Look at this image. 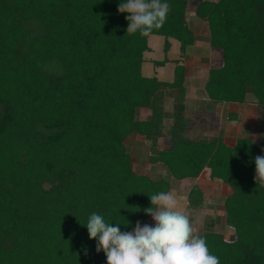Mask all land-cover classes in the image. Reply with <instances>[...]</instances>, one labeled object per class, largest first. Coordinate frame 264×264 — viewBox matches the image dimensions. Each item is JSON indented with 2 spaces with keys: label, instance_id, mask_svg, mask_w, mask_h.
I'll list each match as a JSON object with an SVG mask.
<instances>
[{
  "label": "trees",
  "instance_id": "16d2710c",
  "mask_svg": "<svg viewBox=\"0 0 264 264\" xmlns=\"http://www.w3.org/2000/svg\"><path fill=\"white\" fill-rule=\"evenodd\" d=\"M190 1L162 0L171 5L166 22L143 37L127 35L121 0H0V264H107L86 227L93 212L130 232L150 218L151 195L206 168L232 190L224 209L235 240L209 218L198 236L220 264H264V185L254 180L264 139L187 137L186 66L177 62L173 82L142 73L151 36L166 39V52L170 38L182 54L194 45ZM195 14L222 52L208 98L245 104L251 95L264 113V0H203ZM141 110L150 116L139 119ZM134 132L150 140V163L166 177L133 170L125 141ZM159 137L168 150L156 148ZM203 198L193 187L188 201L200 209Z\"/></svg>",
  "mask_w": 264,
  "mask_h": 264
},
{
  "label": "clouds",
  "instance_id": "9594fccd",
  "mask_svg": "<svg viewBox=\"0 0 264 264\" xmlns=\"http://www.w3.org/2000/svg\"><path fill=\"white\" fill-rule=\"evenodd\" d=\"M171 5L162 0H121L118 12L127 13V35L149 36L166 22ZM264 152V149L261 150ZM254 180L264 185V155L255 157ZM152 207L144 209L155 224L140 221L132 231L122 232L120 224L108 223L93 212L86 224L89 237L97 241L96 252H104L107 264H220L212 255L206 240L194 235L187 215L178 209L171 192H159L150 197Z\"/></svg>",
  "mask_w": 264,
  "mask_h": 264
},
{
  "label": "rangeland",
  "instance_id": "374dc122",
  "mask_svg": "<svg viewBox=\"0 0 264 264\" xmlns=\"http://www.w3.org/2000/svg\"><path fill=\"white\" fill-rule=\"evenodd\" d=\"M203 0H191L189 2L188 8H187V15L186 19L189 23L192 24V27H194V21L197 19L195 10L198 6V4ZM209 28V27H208ZM198 32L201 33L200 35L198 32H196V37L200 39V43L206 44L209 47L210 46V31L204 29V26L199 27ZM192 30V29H191ZM193 31V30H192ZM209 32V35L207 38H205V34ZM165 42L166 39L161 36H151L150 37V44L153 48L151 53L145 54L146 62L143 65V75L145 77H153L152 72L154 70V64L150 60H163L166 58V51H165ZM173 47L171 52L169 53V56L172 59H178L180 55V43L176 40L172 41ZM202 46V45H201ZM199 47V44H198ZM203 47V46H202ZM198 49L193 47L191 51L189 52L188 56H186V62L188 64L189 68V81L187 82V85L191 89L194 84L192 83L194 70L203 71V67H201L200 57L203 56V51L199 52ZM203 49V48H201ZM220 51V50H219ZM217 53H222L221 51H215ZM206 53V52H205ZM222 58V55H221ZM223 60V59H222ZM205 62V63H204ZM205 64L204 67L208 63L206 61H203ZM200 66V67H198ZM220 67L215 64V67ZM196 68V69H195ZM204 68V69H205ZM168 72L166 77H163L164 80L171 81L172 76L174 74V65L170 64L167 66ZM212 69V68H211ZM210 69V70H211ZM207 70V69H206ZM205 70V71H206ZM152 71V72H151ZM207 74V71H206ZM186 84V83H185ZM186 87V86H185ZM177 92H174L172 94V97L170 99H167L165 102V107L169 112H172L173 110V97L176 96ZM187 97V94H186ZM200 104H203V106L199 107L200 111L197 115L195 112L196 106L193 107V104L189 105V108L187 112L185 111V117L188 122V130H187V137L189 138H199V136H204V138H213L216 137L222 130L224 132V135L226 137L225 133V126H218L212 128V120L215 118V112L213 115L211 114V107H209L210 104L199 102ZM246 104L253 105L254 103V97L248 96ZM206 105V106H204ZM256 105V104H255ZM242 106H236L232 112L239 115L240 117L244 115L242 113V110L240 109ZM261 110V109H260ZM213 112V110H212ZM151 112L149 110H141L139 114V119H146L150 116ZM241 114V115H240ZM247 118L245 121L242 122L236 129L233 130L231 136H230V143L233 144L235 141L238 140V138H250L254 141H261L264 139V113L260 112V117L257 119L256 115L252 116V112L249 111V114L247 113ZM226 116H224V120ZM228 121V120H227ZM173 120L167 119L165 122V134L168 133L169 129L172 127ZM231 124V123H230ZM237 125V124H235ZM235 127V126H234ZM248 132V133H246ZM167 135V134H166ZM221 135V134H220ZM245 136V137H244ZM229 137V135H228ZM203 138V139H204ZM150 140L145 139L144 136L138 134L137 132H134L129 136V138L125 141V144L129 150V153L132 157V163H133V170L139 174V175H145L148 177H151L152 179L158 180L160 178H164L167 175V171L165 167L162 164H151L150 163V157L152 156L151 147H150ZM154 142L153 140H151ZM156 148L159 151H166L168 150V145L166 142V137H159L156 142ZM202 176V177H201ZM200 181H197L195 179H188V180H176V179H170L171 184V190L170 192L176 197L178 201V209L181 210L185 215L188 216L192 227L194 229V235H200L205 228V223L207 221V218L212 219L215 224V231L219 234H222L227 241H234L235 240V233L232 228L227 226L226 223V212L224 209L225 201L227 197L232 193L231 188L224 184L220 180H213L211 178V171H208L207 173H204L201 175ZM194 180V181H193ZM193 187H199L201 191L203 192L204 200L202 203V208L195 209L190 206L188 201L189 192ZM144 224H151L154 225L155 221L150 217L148 218Z\"/></svg>",
  "mask_w": 264,
  "mask_h": 264
},
{
  "label": "crops",
  "instance_id": "0c3cea01",
  "mask_svg": "<svg viewBox=\"0 0 264 264\" xmlns=\"http://www.w3.org/2000/svg\"><path fill=\"white\" fill-rule=\"evenodd\" d=\"M189 26L193 30L194 34H195V43H194V45L191 46L190 48H188L185 54H182V52H181V44H180V55H179V58L178 59H172L169 56V53L171 52L172 47H173L172 41L175 40V39H171L170 38L169 42H170L171 46H170V50L166 53V58H165V59H168V62L165 64V66H157V65L154 64V62H156L158 60H150L154 64V70H153V72L151 71L153 77L150 76L149 78H154L155 77V78H157L160 81L173 82L174 81V77H175V67L177 65V62L180 61L187 68L186 84H185V86L187 88V97H186V101H185L186 112H187L188 109H190L189 108L190 104H193V107L196 106L195 112L197 113V115L200 114L199 113V111H200L199 107L203 106V104H200L199 102L208 103V104H210L209 107L213 106L210 109L211 110V114L210 115H213L214 112H215V118H214V120H212V122H213V124H212L213 127L212 128L214 129V127L225 126L226 127L225 133L227 134L226 137L224 135V132H222L223 129L219 131L220 133L217 136H219L220 134L223 135L226 144L229 145V146H234L237 141H235L233 144L230 143V136H231L233 130L236 129L242 122H247V121H245V119L247 118V116H248L247 113L249 114V111L252 112V116L256 115L257 119L260 117L259 113L262 112V111L255 104L248 105L246 103L245 104H233V103H226L225 102V103L219 105V104H216V103L212 102L208 98V96L206 94L205 87H206V84H207V81H208L209 72H210L211 68L215 67V64L218 65V66L222 65V58H221L222 53H220V55H219V53L215 52V51L220 52L219 50H216V49H214L212 47H209L206 44L200 43L201 42L200 39L196 37V32H198L200 30L199 27H201V26L203 27L204 26V29L206 28V30L208 31L209 28H208L207 21L199 20L197 18L194 21V27H192L191 23H189ZM199 34L202 35L201 33H199ZM208 35H209V32H207L204 37L207 38ZM198 41H200V42H198ZM198 44H199V47H198ZM210 46H211V44H210ZM149 47H150V51H147L146 53H151V51L153 50V48H152V46L150 44V38H149ZM193 47L200 48V49H198L199 52L203 51V56L200 57V61H199L200 63H202L201 67H203V71H198L195 68L196 70H194V75H193L194 77L192 79V83L194 85L191 86L192 88L190 89L189 86L187 85V82L189 81L188 73H189V68L190 67H188V64L185 63V62H186V56H188L189 52L191 51V49ZM201 48H203V49H201ZM144 58H145V55H144ZM165 59H163V60H165ZM163 60H159V61H163ZM203 61H206V63H208L206 65L207 68L204 67V65H205L204 63L205 62L203 63ZM145 62H146V59H145ZM170 64L174 65V69H171V70H174V74L172 76V80L171 81H167V80H164L163 77H166L167 72H168L167 66L170 65ZM198 67H200V66H198ZM205 70L207 71V74H206ZM142 73H143V68H142ZM239 105L242 106L240 109L241 110L243 109L242 113L244 115H242L241 117L238 115V118H236L237 114L233 113L232 110L236 106H239ZM204 106H206V105H204ZM212 110H213V112H212ZM224 116H226V118H225L226 120L223 119ZM235 124H237V125H235ZM246 133H248V132H246ZM228 135H229V137H228ZM199 138H204V136L201 135V136H199ZM238 139H240V138H238ZM208 171H210V169L206 168L201 175H203L204 173H207ZM197 181H200V178L197 179Z\"/></svg>",
  "mask_w": 264,
  "mask_h": 264
}]
</instances>
